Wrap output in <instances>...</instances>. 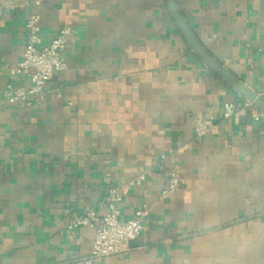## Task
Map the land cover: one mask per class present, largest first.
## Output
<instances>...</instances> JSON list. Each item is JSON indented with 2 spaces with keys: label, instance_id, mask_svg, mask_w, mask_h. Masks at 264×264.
Returning a JSON list of instances; mask_svg holds the SVG:
<instances>
[{
  "label": "crops",
  "instance_id": "obj_1",
  "mask_svg": "<svg viewBox=\"0 0 264 264\" xmlns=\"http://www.w3.org/2000/svg\"><path fill=\"white\" fill-rule=\"evenodd\" d=\"M174 2L202 49L264 97V0ZM33 13L42 45L71 34L66 69L26 109L4 92L28 86L9 70ZM242 100L189 49L165 0H0V264H78L94 231H67L69 220L104 214L108 189L141 174L119 217L144 211L141 233L100 264H264V116ZM227 103L239 111L224 120ZM200 123L210 130L196 139ZM173 171L182 186L162 197Z\"/></svg>",
  "mask_w": 264,
  "mask_h": 264
},
{
  "label": "built area",
  "instance_id": "obj_2",
  "mask_svg": "<svg viewBox=\"0 0 264 264\" xmlns=\"http://www.w3.org/2000/svg\"><path fill=\"white\" fill-rule=\"evenodd\" d=\"M71 31L61 28L55 37L42 45L40 38V16L33 13L25 23V43L19 61L9 70L11 78L24 77L28 86L22 88L8 83L5 86L4 100L9 106L30 109L48 98V83L53 75L66 69L62 57L65 45ZM264 68V66H263ZM56 98H61L58 92ZM243 109L262 116L258 110L245 99L241 102ZM239 108L234 103H227L223 107L222 119L227 120L235 116ZM210 127L200 123L195 128V138H201ZM183 150L186 146L182 147ZM145 180L141 174L122 186L108 189L106 197V211L98 215L93 209L82 216H75L69 220L65 229L72 231L77 228H88L94 231V238L90 244L89 254L79 260L78 264H100L110 256L125 255L130 251V245L136 241L141 233V220L144 211L135 212L132 219L121 221L120 208L123 200L128 196L132 187H138ZM182 186V181L176 171L169 174L162 197L172 195Z\"/></svg>",
  "mask_w": 264,
  "mask_h": 264
},
{
  "label": "water",
  "instance_id": "obj_3",
  "mask_svg": "<svg viewBox=\"0 0 264 264\" xmlns=\"http://www.w3.org/2000/svg\"><path fill=\"white\" fill-rule=\"evenodd\" d=\"M167 9L172 20L177 27L182 38L186 42L189 49L199 59V61L214 75L220 78L225 84L232 88L243 99L250 102L264 116V97L258 96L256 93L248 89L242 82L234 78L227 70L217 64L201 47L186 26L180 13L177 10L174 0H165Z\"/></svg>",
  "mask_w": 264,
  "mask_h": 264
}]
</instances>
